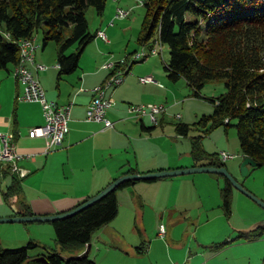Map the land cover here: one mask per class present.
I'll return each mask as SVG.
<instances>
[{
    "label": "trees",
    "instance_id": "1",
    "mask_svg": "<svg viewBox=\"0 0 264 264\" xmlns=\"http://www.w3.org/2000/svg\"><path fill=\"white\" fill-rule=\"evenodd\" d=\"M106 2L0 0V68L15 67L20 55L17 41L34 38L41 28L42 46L53 42L57 47L59 74L74 71L83 49L96 36L88 29L86 10L92 7L100 14ZM143 4L147 11L138 43L147 49L153 48L156 42L167 44L169 56L163 65L166 77L172 82L185 80L192 96L201 97L207 81L223 79L225 91L207 99L213 104V111L202 115L199 124L205 126L211 122L209 130L221 124L225 128L234 126L241 155L251 156L258 165H264V0H145ZM134 62L123 65L124 73L130 71ZM174 130L186 136L190 125L179 121ZM190 155L199 165L225 166L218 153L204 149L201 135L192 137ZM4 168L0 163V172ZM221 176L222 208L229 214L233 186L227 177ZM133 182L123 181L91 205L51 221L58 249L43 246L46 252L38 255L46 257L49 264H96L88 253L81 251L92 234L116 216L117 189ZM20 193L19 178L14 175L2 193L3 199L10 204L16 198L15 212L32 215ZM263 232L264 222L248 232H240L237 237L253 239ZM38 245L28 240L19 247L0 248V264H42L32 261L28 255V249Z\"/></svg>",
    "mask_w": 264,
    "mask_h": 264
},
{
    "label": "crops",
    "instance_id": "2",
    "mask_svg": "<svg viewBox=\"0 0 264 264\" xmlns=\"http://www.w3.org/2000/svg\"><path fill=\"white\" fill-rule=\"evenodd\" d=\"M122 6L130 9L131 14V8L136 7L137 3L135 0H107L104 10L100 14L92 11L93 28L90 30L91 33L96 35L98 29H103L107 40L96 35L83 49L78 67L70 73L59 74L56 45L49 46L47 43L39 50V44L35 40V60L47 67L42 70H34V74L42 85L46 97L55 100L58 104H70L68 131L59 146L45 152V138L28 135V130L31 127L44 122L41 105L38 102L16 99V96L22 91V84L12 74L13 65H8L6 73L0 74V132L14 133L17 150L29 156L20 161L21 166L27 170V174L21 178L10 170L5 171L9 167L1 164L5 168L3 172H0V203L5 202L2 193L14 179V175L19 178L21 197L33 214H51L73 208L83 199L99 192L116 177L130 173L129 169H135V173H146L199 165L189 159L184 162L174 161V159L158 161L155 156L156 152L151 153V148L144 149L139 143L141 140L148 141L152 137L151 129L155 127V123L151 120L152 123H146L144 118L147 115L130 112L129 107L150 102L164 103L176 92L170 84L166 89L164 88L163 75L155 61L145 67L140 76L151 75L157 82L142 83L138 79L139 76L135 77L133 74L129 76L131 66L129 72L122 73L123 81L120 84L104 87L103 96L113 100V105L106 111V116L113 122L112 127H104L100 121L86 120L85 118L87 105L96 94L94 88L102 85L111 72L110 68L102 65L107 61L117 59L116 55L121 56L118 58L124 57L122 48H120L121 42L117 41V35L121 31L118 28L129 30L134 26L137 30V24L135 25L137 18L134 21H126L125 18L116 19L112 25L108 24L116 8ZM116 21L121 22L116 25ZM138 27L141 28V24ZM139 32L140 30L136 35L138 45H140L137 41ZM129 42L130 40H127L126 44L128 45ZM124 53H127L126 49ZM169 94H171L170 97ZM161 115L160 124L165 112ZM161 126L163 125L161 124ZM144 130L147 133L143 134ZM186 149L187 156H189L190 150L188 147ZM8 174L11 175L10 180L7 177ZM189 178H177L173 175L134 180L133 183L117 189V203L119 204V199L122 197L128 198L131 202V210L137 212L133 215L134 219L137 217L143 219V210L141 213L136 210L137 204L144 207L143 202L151 205L156 214L160 213L161 217L166 212H173L175 208L181 206V209L184 208V211H187L183 207L185 205L182 204L201 201L205 197L197 190L194 195H190L189 190H181V187L188 186L189 180L194 181L192 184H195V175ZM204 178L212 182L215 180L218 188L220 182L217 177ZM143 188H168L169 192L164 197L157 194L149 198L143 194ZM184 193L187 194L184 195ZM176 196L180 198L178 199ZM7 210L8 212L2 210L0 216L17 214L16 212L12 214L8 208ZM118 215L119 210L110 222L98 228L93 233L94 235L92 234L88 255L93 242L101 241L106 245L101 259L111 252L115 254V262L110 261L111 264H120L124 260L123 264H158L156 260L152 262L144 259L143 261L141 258L149 255L153 241H159L157 239L151 241L149 235L141 231L137 234V239L126 240L118 226ZM159 236L164 237L160 234ZM166 245L164 244L168 250L170 245ZM215 254L203 253L204 256L197 260L196 257L191 256V246L189 245L184 250L182 258L177 259L168 255L164 264H219L215 262ZM92 259L96 264H100V259L97 260L95 256Z\"/></svg>",
    "mask_w": 264,
    "mask_h": 264
},
{
    "label": "rangeland",
    "instance_id": "3",
    "mask_svg": "<svg viewBox=\"0 0 264 264\" xmlns=\"http://www.w3.org/2000/svg\"><path fill=\"white\" fill-rule=\"evenodd\" d=\"M122 8L126 7L122 6ZM92 11V7L86 10L89 31L93 28L91 23ZM146 11L147 9L144 4L141 5L137 3L136 7L131 8V14L129 13L130 15L125 18L126 21H134V19L137 18V21H135L137 30L134 26L129 30H125V28L122 29V27L118 28L121 31L117 35V41L121 42L120 48H122L124 56L134 52L133 50L135 49L140 51L141 48L142 53H149L147 47L136 43V35L140 30L138 26L142 23ZM190 18L194 17L190 16ZM120 22L121 21H116L115 24ZM41 31L42 29L39 28L35 33V40L39 44V50L42 48ZM127 40H130L128 45L126 44ZM48 45L51 46L55 44L49 42ZM153 47H156L158 52L148 54L146 60L134 62L129 76H132V74L135 77L142 75L143 69L152 61H155L160 69L161 75H163L162 81L164 88L166 89L170 84L174 87V92H176L172 98L164 102L166 110L163 111L165 112L161 123L163 126L159 123L160 117L162 116L161 113H163L161 112L157 115L158 122H156L155 127L151 129L152 137H150L148 141L141 140L139 142L141 146L144 149L151 148V153L156 152L155 156H157L158 161H170L173 159L174 161L180 162L187 161L188 159L193 161L190 155L187 156L186 148L188 147L190 150L193 136L201 135L203 147L207 152L219 153L220 151H226L235 155L224 161L225 167L238 183L262 199L264 197V165H248V172L246 174L241 173L239 165L242 160V155L236 128L234 126L225 128V126L221 124L209 130L211 122H207L205 126L201 123L199 124L202 115L211 114L213 111V104L207 99L214 98L225 91L223 79L207 81L201 89V97L192 96L191 89L186 85L184 80L172 82L166 77L163 65L167 62L169 56L167 44L156 42ZM125 49L127 53H124ZM118 57L121 56L116 55L115 58L117 59L113 60L120 59ZM1 73H6V68H0V74ZM120 74L122 76V72ZM170 96L171 94H169V97ZM176 114H180L181 117H175ZM144 120L146 123L151 122L148 116L145 117ZM179 121L190 125L188 135H181L182 137H180L179 134L175 132L174 125ZM144 133H147V131L144 130L143 134ZM193 175L196 177L195 184L193 185L192 183H194V181L189 180L187 183L188 186L181 187V190H189L190 195H194L197 190L205 195V197L201 201L197 200L198 202L190 201L188 204H182L185 205L183 207H185L187 211H184V208L181 209V206L175 208L173 212H166V214L161 217L160 213L156 214L151 205L143 202V208L138 204L136 207L139 213L143 210V219L140 217L134 219L133 215L137 212L131 210V202L126 197L120 198L118 204V226L121 234L124 235L126 240L130 241L135 238L137 239V234L141 231L142 233L148 234L151 241L154 239L159 241H153V246L149 255L141 258L143 261L144 259L151 260L152 262L156 260L158 264H164L168 255L180 259L182 258L184 250L190 245L191 256L194 258L196 257L197 260L204 256L203 253H216L215 262L219 264H262V262H264V232L259 237L253 239L237 236L240 232H248L254 229L258 224L264 222V208L236 187H232L230 195V213L228 214L222 208V198L219 192V188L223 184V177L221 174L201 171L178 174L174 175V177L188 179L189 177H193ZM7 177L10 180L11 175L8 174ZM198 177L201 178L199 179ZM204 177H217L220 182L218 188L215 184V180L212 182ZM142 190L143 194L149 198L157 194L164 197L169 192L168 188H143ZM185 194L187 193H184V195ZM176 198L179 199L180 197L176 196ZM10 204L1 202L0 212L2 210L8 212V208L13 214L18 208L17 201L14 199ZM0 217L11 216L1 215ZM161 226L164 231L163 238L158 234L161 230ZM28 240L36 241L40 244L28 249V255L31 259L38 254L46 252L43 246L58 249L53 225L50 221L0 222V248L19 247ZM226 240L231 241L222 247H216V244H220ZM164 244L170 245V248L167 250ZM97 248L99 249L97 250ZM105 250L106 245L103 242L95 241L93 242L89 257L93 258L95 256L97 260L100 259V264H111L109 263L110 261L115 262L116 257L113 252L101 259ZM123 263H125V260L120 264Z\"/></svg>",
    "mask_w": 264,
    "mask_h": 264
},
{
    "label": "built area",
    "instance_id": "4",
    "mask_svg": "<svg viewBox=\"0 0 264 264\" xmlns=\"http://www.w3.org/2000/svg\"><path fill=\"white\" fill-rule=\"evenodd\" d=\"M135 1L141 5L145 2V0ZM129 13L130 9L117 7L108 24L112 25L116 19L126 18ZM96 35L107 40L103 35V29H98ZM21 45L24 47L23 65L13 67L12 69V74L22 84V91L16 96V99L19 101L38 102L41 105L44 122L41 125L31 127L28 130V135L30 137H44V151L47 152L48 150L59 146L62 143L65 133L68 131L70 104H58L55 100L46 97L42 85L34 74V70H42L47 66L35 60V42L33 41V37L28 38L26 42H21ZM153 52H158L156 47L153 48ZM147 58L148 56H142L141 48L140 51L135 50L131 54L125 55L117 61L111 60L104 63L113 64V71L102 85L94 88L96 94L87 105L86 120L100 121L103 123L104 127L113 126V122L106 116V111L113 105V100L110 97L103 96V89L107 85L116 86L122 82L118 81V73L124 72L123 65L130 63L131 61L146 60ZM138 79L142 83L156 82V79L151 75L139 76ZM128 110L138 115H147L151 120L157 119V115L165 111L166 106L164 103L150 102L146 104L131 105ZM175 117L180 118V114H176ZM218 155L222 161L235 156L226 151H220ZM28 157V154L21 153L17 150L14 133L0 132L1 164L7 165L10 171L21 178L27 174V170L21 166L20 161ZM159 234L164 236L162 226Z\"/></svg>",
    "mask_w": 264,
    "mask_h": 264
},
{
    "label": "water",
    "instance_id": "5",
    "mask_svg": "<svg viewBox=\"0 0 264 264\" xmlns=\"http://www.w3.org/2000/svg\"><path fill=\"white\" fill-rule=\"evenodd\" d=\"M248 165H258V162L253 159L251 156L243 155L242 160L240 162L239 168L242 174H246L248 172ZM213 172L221 174L229 179L233 187H236L241 192L246 194L248 197H250L252 200H254L256 203H258L260 206L264 208V200L254 195L252 192L244 188L240 183H238L235 178L232 176V174L228 171V169L225 166H213V165H195L187 168H181V169H170V170H159V171H153V172H146V173H126L122 174L115 179H113L110 183H108L103 189H101L96 194L92 195L91 197L87 198L86 200L82 201L75 207H73L70 210L58 212V213H51V214H32V215H13L11 217H0L1 221H24V222H33V221H53L55 219L65 218L83 208H85L88 205H91L92 203L96 202L100 198H102L104 195L109 193L110 191H113L117 188V186L126 180H147L157 177H164V176H173L178 174H184V173H190V172ZM90 246V242L86 244V248L82 251V253H87L88 248ZM32 261L42 263V264H49L46 257L43 255H38L31 259Z\"/></svg>",
    "mask_w": 264,
    "mask_h": 264
},
{
    "label": "bare ground",
    "instance_id": "6",
    "mask_svg": "<svg viewBox=\"0 0 264 264\" xmlns=\"http://www.w3.org/2000/svg\"><path fill=\"white\" fill-rule=\"evenodd\" d=\"M103 35L107 38V35H106L105 31H103ZM27 40H28V38H22V39H19L17 41V44H18V47H19V51H20V55H19V62L17 63V65L15 67H19V66L23 65L24 47H22L21 42H26ZM33 41L35 42L34 38H33ZM153 48H149V53L148 54L154 53L153 52ZM35 49H36V44H35ZM148 54L142 53L143 56H147ZM102 66L106 67V68L113 69V64H103ZM120 73L121 72L118 73V81H123V77L121 76ZM151 121L156 123L158 120L157 119H151Z\"/></svg>",
    "mask_w": 264,
    "mask_h": 264
}]
</instances>
